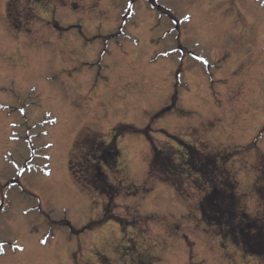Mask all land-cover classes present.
Returning <instances> with one entry per match:
<instances>
[{
	"label": "rangeland",
	"instance_id": "rangeland-1",
	"mask_svg": "<svg viewBox=\"0 0 264 264\" xmlns=\"http://www.w3.org/2000/svg\"><path fill=\"white\" fill-rule=\"evenodd\" d=\"M120 126L140 131L118 138L99 223L107 199L71 166L84 177ZM179 140L218 154L263 215L264 0H0V264H264L209 231L202 183L150 177L153 145L181 163Z\"/></svg>",
	"mask_w": 264,
	"mask_h": 264
},
{
	"label": "trees",
	"instance_id": "trees-1",
	"mask_svg": "<svg viewBox=\"0 0 264 264\" xmlns=\"http://www.w3.org/2000/svg\"><path fill=\"white\" fill-rule=\"evenodd\" d=\"M129 129L140 131L130 126H120L114 129L112 140L106 141L99 138V143L94 142L90 147L91 153H89L92 161L88 165L84 177L75 172L71 166L75 179L84 191L98 193L107 199L104 209L105 216L99 223L108 221L111 217L113 214L111 207L113 204L115 206L116 198L121 193L119 186L110 181L106 168L112 172H119L120 149L117 142L118 138ZM179 143L184 147H182L184 154L179 156L182 160L181 163L176 160L173 146H170L169 149L153 145L149 162L150 177L170 184L180 195H183L181 175L198 177L202 181L200 187L204 189L205 193L199 203V211L202 221L209 231L224 241L234 242L245 255L263 258L264 212L261 216H252L246 211L242 204V195L239 193V184L231 172L224 165H220L218 154L205 150V147L198 148L182 140H179ZM258 173L254 189L264 203L262 189L264 154L261 155ZM193 184L197 186L195 181Z\"/></svg>",
	"mask_w": 264,
	"mask_h": 264
},
{
	"label": "snow or ice",
	"instance_id": "snow-or-ice-1",
	"mask_svg": "<svg viewBox=\"0 0 264 264\" xmlns=\"http://www.w3.org/2000/svg\"><path fill=\"white\" fill-rule=\"evenodd\" d=\"M189 19H190V17H188V16H185V17H184V20H185V21H188ZM173 23H176V21H173ZM196 59L201 60L202 63H204V64H207V63H208V61H207V60H204L203 57H196ZM20 111L23 113V108H21ZM259 139H260V137L257 136V137H256V140H259ZM252 148H253V150H255V151H262L261 146H259V145L256 143V141H253ZM193 179H194V181L196 182L197 186H199V184L202 183V181H200L198 177H194ZM29 195H30V193L27 192L26 190H24V189L21 190V196H22V197H27V196H29ZM42 242H43V243H46L47 241L44 240V241H42ZM4 247H5V244H4L3 242H0V252L3 251ZM13 247H18V246H17V245H13ZM20 250L22 251V249H20Z\"/></svg>",
	"mask_w": 264,
	"mask_h": 264
},
{
	"label": "flooded vegetation",
	"instance_id": "flooded-vegetation-1",
	"mask_svg": "<svg viewBox=\"0 0 264 264\" xmlns=\"http://www.w3.org/2000/svg\"><path fill=\"white\" fill-rule=\"evenodd\" d=\"M3 1V0H2ZM2 6V5H1Z\"/></svg>",
	"mask_w": 264,
	"mask_h": 264
}]
</instances>
